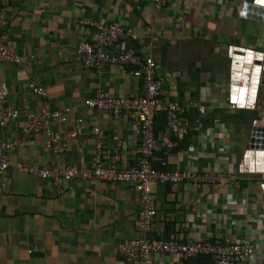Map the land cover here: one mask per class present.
<instances>
[{
    "label": "crops",
    "instance_id": "1",
    "mask_svg": "<svg viewBox=\"0 0 264 264\" xmlns=\"http://www.w3.org/2000/svg\"><path fill=\"white\" fill-rule=\"evenodd\" d=\"M251 1L168 0L156 8L151 0H0L9 41L20 59L18 65L0 62V82L8 87L7 105L22 112L0 131V140L21 139L25 110L38 114L45 106L70 108L64 124H50L55 133L74 134L60 153V167L91 166L97 151L93 127L103 133L99 141L105 166L115 147L113 136L124 142L117 168L136 166L139 138L133 120H116L108 111L83 105L100 89L115 98H132L141 91L142 81L132 76L130 66H110L99 75L85 69L76 54L77 44L91 42L96 33L81 27L80 20L115 22L135 37L116 48L132 47L151 57L163 78L160 97L184 107L186 132L165 155L159 143L166 119L156 115L158 147L152 168L228 174L237 183H151L156 213L144 231L136 219L139 196L129 183L72 179L53 185L35 173L19 172L18 164L50 166L52 154L42 147V134H34L8 155L9 167L0 177V264H129L119 254V246L127 241L214 238L251 241L252 263L264 264V194L257 175L240 168L258 109L264 107V87L257 109L229 108L228 48L264 45V25L239 15L242 4ZM37 87L43 97L36 94ZM148 264L215 262L204 255L183 260L152 254Z\"/></svg>",
    "mask_w": 264,
    "mask_h": 264
},
{
    "label": "built area",
    "instance_id": "2",
    "mask_svg": "<svg viewBox=\"0 0 264 264\" xmlns=\"http://www.w3.org/2000/svg\"><path fill=\"white\" fill-rule=\"evenodd\" d=\"M156 8L164 7L168 0H151ZM84 28L95 30V36L91 42L82 40L76 46V54L82 66L99 75L110 66H130L131 74L142 81L140 93L132 98H115L105 94L103 90H97L93 96L83 100V105L89 110H105L118 120L127 116L133 120L134 130L139 138L138 157L136 166L129 169H119L117 164L120 160L119 147L123 141L113 136L115 142L113 154L109 157V165L105 166L101 159L100 141L103 133L96 127L91 129V134L97 139V151L92 159L91 166L84 170H76L59 166L60 153L66 146L67 139L74 136L73 133L60 135L50 129V124L56 122L64 124L70 114V108L62 110H50L44 107L40 113H30L26 110L25 125L22 129V137L18 142L10 143L0 140V177L4 175L9 167L8 155L15 149L17 144L26 145L30 136L42 134V147L52 154L50 166L47 169H37L26 164H18L17 170L21 173H35L41 180H49L53 185L60 182H68L72 179H92L111 183H129L133 185L139 196L140 211L136 214L140 228L144 231L151 227L155 216V196L150 192L151 183L177 184L183 181L194 184H224L234 183L233 176L214 172L190 173L185 171L171 172L166 170H155L152 168L153 153L158 147L154 138L153 125L157 114H164L166 129L163 139L159 143L163 147L164 155L172 150L179 139L186 132L183 121L184 107L171 99L160 97V88L163 78L156 73L154 61L149 56H142L132 47L116 48L123 40H133L135 37L119 23H97L89 19L79 21ZM7 22L3 18L0 8V62L7 61L20 64V59L7 35ZM261 88V87H260ZM37 95L43 97L42 88L35 89ZM8 87L0 82V131L2 132L7 123L15 120L22 112L7 105L6 99ZM259 95V94H258ZM257 95V98H258ZM193 104H187L186 107ZM230 109L237 108L230 102ZM257 109V100L256 108ZM199 113H204V108L198 106ZM257 120L254 128L264 135V107L258 109ZM81 123V119L76 120ZM262 149L264 152V136ZM222 150V149H221ZM224 151V149L222 150ZM162 166L165 165L161 160ZM261 185L264 184V170L255 173ZM31 252V250L29 251ZM255 246L249 240L239 242L228 238H214L212 240L182 242L178 240H133L122 243L119 246V254L122 260L129 264H148L152 254H173L186 260L196 258L200 255L211 256L215 264H253L252 258ZM259 264V263H254Z\"/></svg>",
    "mask_w": 264,
    "mask_h": 264
},
{
    "label": "water",
    "instance_id": "3",
    "mask_svg": "<svg viewBox=\"0 0 264 264\" xmlns=\"http://www.w3.org/2000/svg\"><path fill=\"white\" fill-rule=\"evenodd\" d=\"M240 17L264 25V0L244 2L239 12ZM230 58L229 101L237 108L255 110L260 87H264V45L260 48L231 46L228 48ZM258 129L250 134L247 151L244 154L241 170L259 173L264 170L263 137ZM264 194V184L261 185Z\"/></svg>",
    "mask_w": 264,
    "mask_h": 264
},
{
    "label": "trees",
    "instance_id": "4",
    "mask_svg": "<svg viewBox=\"0 0 264 264\" xmlns=\"http://www.w3.org/2000/svg\"><path fill=\"white\" fill-rule=\"evenodd\" d=\"M156 118V117H155ZM155 120V119H154Z\"/></svg>",
    "mask_w": 264,
    "mask_h": 264
}]
</instances>
